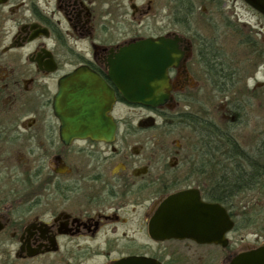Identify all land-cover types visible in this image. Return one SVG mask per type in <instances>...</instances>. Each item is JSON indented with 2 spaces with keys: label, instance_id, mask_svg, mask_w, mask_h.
<instances>
[{
  "label": "flooded vegetation",
  "instance_id": "af4514ba",
  "mask_svg": "<svg viewBox=\"0 0 264 264\" xmlns=\"http://www.w3.org/2000/svg\"><path fill=\"white\" fill-rule=\"evenodd\" d=\"M236 1L253 10L243 0H191L180 25L173 0H0V264H233L264 247L237 192L226 206L216 201L220 190L207 189L187 120H205L193 107L200 110L207 89L229 96L236 118L240 97L253 96L234 66L264 65L251 31L236 40L244 60L218 63L229 79L218 67L213 83L204 61L217 15L235 33L221 8ZM199 24L215 29L213 40ZM144 40H162L180 58L166 72L167 102L154 108L127 103L110 78L125 50ZM76 70L96 73L114 94L110 141L65 126L54 109ZM121 107L138 113L121 117ZM183 192L213 206L193 218L188 236L173 237L179 223L162 225L157 215Z\"/></svg>",
  "mask_w": 264,
  "mask_h": 264
},
{
  "label": "water",
  "instance_id": "95a60500",
  "mask_svg": "<svg viewBox=\"0 0 264 264\" xmlns=\"http://www.w3.org/2000/svg\"><path fill=\"white\" fill-rule=\"evenodd\" d=\"M243 1L264 17V0ZM125 51L118 60L120 65H113L110 73L122 98L129 104L152 108L164 105L168 100L167 69L176 66L180 60L175 48L162 40H144ZM66 80L54 107L62 123L70 127H84L85 134L110 141L114 134L113 119L109 115L115 102L113 92L92 71L76 70ZM209 206L213 205L194 201L193 197L183 192L162 203L157 222L162 225L166 222L179 223L173 230L180 235L170 236H188L187 230L194 228L198 218L211 212ZM161 229L165 230L166 226ZM195 239L203 240L199 235ZM233 264H264V247L239 256Z\"/></svg>",
  "mask_w": 264,
  "mask_h": 264
},
{
  "label": "trees",
  "instance_id": "16d2710c",
  "mask_svg": "<svg viewBox=\"0 0 264 264\" xmlns=\"http://www.w3.org/2000/svg\"><path fill=\"white\" fill-rule=\"evenodd\" d=\"M175 19L180 25L183 23L184 7H191V0H173ZM177 9V10H176ZM223 26L231 29V25L222 21ZM214 35L212 34L210 40ZM209 41V40H208ZM206 52L204 61L206 62V70L211 76V81L214 83L216 76L213 73L215 69H222L223 80L230 78V73L227 65H218L219 62L230 61L226 58L224 50L216 52L213 42H206ZM228 59V60H227ZM227 73V76L225 75ZM225 78V79H224ZM227 84H229L227 82ZM213 86V85H212ZM189 126L195 134L196 141V156L203 158L205 182L207 189H218L222 192L219 198L216 199L219 203L232 206L230 192H237V205L245 207V203L241 204V200L248 193H254L259 198L264 195V140H261L254 152L251 154L243 149L233 135L234 123L226 122L220 126L212 120L205 119L204 121L190 117ZM238 122V119L237 121ZM227 192V193H226ZM213 199V195H211ZM246 215V211H240ZM248 215V214H247ZM252 215L255 217L247 218L254 226V230L264 235V211L253 210ZM257 222V223H256ZM259 224V226H256Z\"/></svg>",
  "mask_w": 264,
  "mask_h": 264
},
{
  "label": "rangeland",
  "instance_id": "374dc122",
  "mask_svg": "<svg viewBox=\"0 0 264 264\" xmlns=\"http://www.w3.org/2000/svg\"><path fill=\"white\" fill-rule=\"evenodd\" d=\"M197 7L201 6L197 5ZM205 7L210 11L214 10V7L208 5ZM221 9H223V17L230 18L233 24L236 25V27H234L236 31L233 30L235 32L233 33L231 29L227 28V26H223L221 22L224 19L221 18V16L219 17L217 15V21L215 20V22L219 25L217 28V34L215 37L216 43H214V47H218L220 51L224 50L226 58L231 60L232 55L234 58L237 57L234 61L239 62L244 60V56H247L246 51L243 47H241V45H238V49L235 50V45H237L236 40L244 37L250 31L253 33L256 41L258 43H262L261 45L264 48V17L249 9L240 1H236L235 4L222 6ZM199 12L200 9L198 10V13ZM198 18L199 17L193 20L192 26L197 24ZM178 28L180 30L182 29L180 26ZM211 29L212 28L210 26L209 28L206 26L203 27L201 24L197 27L199 34H202L207 41L212 34H215V29H212L213 31H211ZM222 61L226 62L224 59H222ZM256 62L257 61L253 60L254 65H234L237 66V69H239L238 71L240 76L242 75L243 79L241 78L242 81H239V83L240 85H244L243 91H246V86L251 92L254 91V93L252 92L253 96H250L247 100L240 97L241 102L239 104L243 106V110L240 113L241 115L237 116L238 118L233 116L230 111L231 102L229 96L216 98L214 97L213 88H210V91L207 89L203 100L199 101L200 110H198L195 106L193 107V110L198 112L200 116L207 120H212L220 126L224 125L226 122L230 121L232 123L233 121L234 123L235 121L233 135L239 145L251 154L254 152L257 144L261 140H264V65H255ZM256 67L259 71L256 73L255 79H250L252 75H254ZM241 69H244L245 71L243 70L244 72H242ZM136 111L128 110L127 107H121L119 115L121 117L131 116L132 114H137L138 112ZM237 119L238 122H236ZM241 204L252 210H261L263 212L264 195L258 198L256 194L248 193L245 198L241 200ZM256 226H259V224H256Z\"/></svg>",
  "mask_w": 264,
  "mask_h": 264
}]
</instances>
